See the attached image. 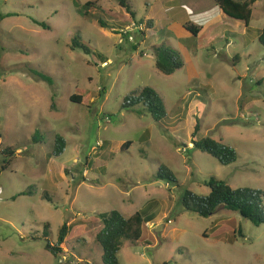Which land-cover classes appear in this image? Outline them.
I'll return each instance as SVG.
<instances>
[{"label":"rangeland","instance_id":"rangeland-1","mask_svg":"<svg viewBox=\"0 0 264 264\" xmlns=\"http://www.w3.org/2000/svg\"><path fill=\"white\" fill-rule=\"evenodd\" d=\"M129 2L0 0V168L3 150L14 152L0 176V264H105L98 217L113 209L154 216L139 240L124 241L120 264H264V224L224 207L202 217L181 203L186 190L209 194L211 177L264 191V0L248 26L215 0ZM78 34L89 53L72 48ZM161 44L180 50L183 68H156ZM147 86L163 97L166 120L126 104ZM197 121L199 138L233 146L237 161L194 148ZM58 134L66 149L55 156ZM164 167L177 182L159 176ZM64 223L55 257L46 244Z\"/></svg>","mask_w":264,"mask_h":264},{"label":"trees","instance_id":"trees-1","mask_svg":"<svg viewBox=\"0 0 264 264\" xmlns=\"http://www.w3.org/2000/svg\"><path fill=\"white\" fill-rule=\"evenodd\" d=\"M257 0H215L221 11L236 20L242 21L246 26L249 25L252 17V6ZM95 5V2H88L84 5L86 13ZM120 5L127 10L131 9L129 0H120ZM101 12H107L103 7H99ZM110 12V11H108ZM112 12H110L111 14ZM133 16L135 14L133 13ZM102 27H108V23L104 19H100ZM44 27L48 28L47 25ZM184 27L191 32L194 36H198L200 28L191 23H186ZM81 36L78 34L73 38L72 48H83L86 53L91 51L90 45L81 43ZM259 42L264 46V28L261 29L259 34ZM137 49V45L134 46ZM155 65L156 68L166 74L170 75L177 70L183 68L185 61L180 50L161 44L154 47ZM45 79L50 77L41 74ZM71 99L74 101H81L80 95H72ZM126 104L129 106H135L137 104H144L151 112L153 118L156 121H164L169 117L167 107L163 97L152 87H144L141 91L133 92L126 97ZM201 130L200 122L197 121L194 132L192 134L193 147L207 153L218 160L223 165H229L237 161V150L222 141L205 136L199 138V132ZM40 138V137H38ZM35 137V139H38ZM132 141H128L125 144V149H129L132 145ZM66 138L60 134L55 137L53 155L60 156L65 152ZM13 149L7 148L3 150L4 163L0 168V176L12 163L11 158ZM164 175L162 171L159 176L170 179L173 182H177L173 172L164 167ZM206 186L210 187V192L207 195L197 194L191 190H186L182 196V207L188 211H193L202 217H208L215 213L219 207L231 210L239 213L243 218L248 219L254 225L259 226L264 224V191L251 187H231L227 181L211 177L205 181ZM32 188L19 193L20 195L32 194ZM16 198V196L14 197ZM153 214H147V212L138 211L132 216H125L118 210H111L106 213H101L98 218L102 220L103 227L97 233V240L103 248V260L105 264H120L119 253L123 247L125 240H139L142 236L144 225L153 219ZM68 226L64 223L59 235L57 244L53 245L51 242H47L46 248L52 252L55 257H59L63 254L61 245L64 243ZM240 236H243L242 229L239 230ZM235 240L234 237L229 238L230 242Z\"/></svg>","mask_w":264,"mask_h":264},{"label":"built area","instance_id":"built-area-1","mask_svg":"<svg viewBox=\"0 0 264 264\" xmlns=\"http://www.w3.org/2000/svg\"><path fill=\"white\" fill-rule=\"evenodd\" d=\"M122 32L124 33L123 30H122ZM126 33H128V32H126ZM119 36H120V42H123V38H124L123 34L121 33ZM129 39H131V40L133 39L132 35H130Z\"/></svg>","mask_w":264,"mask_h":264}]
</instances>
